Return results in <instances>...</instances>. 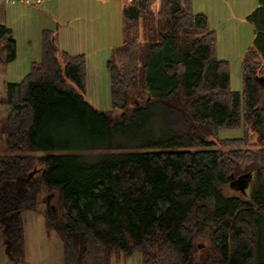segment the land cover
<instances>
[{
  "label": "trees",
  "instance_id": "1",
  "mask_svg": "<svg viewBox=\"0 0 264 264\" xmlns=\"http://www.w3.org/2000/svg\"><path fill=\"white\" fill-rule=\"evenodd\" d=\"M122 14L123 42L107 62L111 111L86 97L84 53L64 51L50 31L41 59L0 95L10 106L0 227L13 254L24 261L22 210L38 209L47 189L57 195L46 227L63 242L64 264H111L135 252L142 264H264V0L247 16L255 36L241 92L192 0H123ZM0 39L13 60L17 42L2 24ZM72 125L78 139L68 142ZM240 127L243 137H220ZM252 135L257 147H243ZM217 142L224 148L190 149ZM29 150L39 154L16 153ZM232 173H254L251 189L229 193ZM204 235L208 244L198 241Z\"/></svg>",
  "mask_w": 264,
  "mask_h": 264
},
{
  "label": "rangeland",
  "instance_id": "2",
  "mask_svg": "<svg viewBox=\"0 0 264 264\" xmlns=\"http://www.w3.org/2000/svg\"><path fill=\"white\" fill-rule=\"evenodd\" d=\"M22 1V0H18ZM26 1V0H23ZM67 1V0H66ZM87 2H90L88 5ZM119 6L122 0H116ZM12 2V1H11ZM17 2V1H16ZM32 2V3H31ZM28 2L26 7L16 8V29L14 38L17 42L16 57L8 61L6 53V45L3 39H0V95L5 94L6 86L9 82H19L24 78V75L29 72L32 62L41 59V35L40 26L45 23V17L48 18L49 24L58 22L60 29L56 33H60L59 46L61 49H66L70 54L84 53L87 59V99L104 110H112L111 97V77L107 68V62L112 55L114 47L123 42V14L122 9L111 7L114 0H74L64 3L62 0L58 5L54 6L53 11H49L47 16H42L37 8H42L43 5L33 4L34 1ZM111 4H110V3ZM44 4V3H43ZM87 4L88 10H83ZM116 6H118L116 4ZM21 10V11H20ZM47 11V10H45ZM10 14V22L15 14ZM73 18L69 24L67 19ZM56 20V21H55ZM27 21L31 22V27L25 29ZM21 22V23H20ZM48 23V22H46ZM248 24L252 26L250 21ZM254 27V26H252ZM245 36L241 38L244 44L254 37L252 33L249 35L248 27L245 28ZM252 31V28H251ZM253 38L250 41V46L253 45ZM248 47V48H249ZM247 48V49H248ZM242 62L234 60L231 62V77L232 88L237 91H242L243 74ZM147 97L141 98V95L136 96L138 103H145ZM10 106L0 105V154L6 153V133L4 131V121L6 114L9 112ZM124 116L128 114V110L124 111ZM115 114H121L120 111H115ZM68 130L64 135L68 142H74L78 139L76 128L68 126ZM244 128L222 129L220 131L221 138H238L243 137ZM256 136L252 135L247 139L243 147L255 148L254 143ZM116 142H124V138L117 137ZM224 148L219 142L212 146H200L193 149H214ZM179 150V148H177ZM36 153L39 151H24L16 152L19 154ZM42 153V152H40ZM255 181V175L252 173L246 180L247 187L251 189ZM235 187V186H232ZM24 187L22 186L21 189ZM236 189V190H235ZM230 188L229 193H240L238 187ZM56 192L45 189L38 200V209L26 208L22 210V218L24 225V261H14L10 258L6 251L3 232L0 227V264H64L63 260V242L56 230H49L46 227L45 211L47 210V202L55 205ZM202 244H208L210 239L204 235L198 239ZM16 257V256H15ZM111 264H142L140 252H135L129 257H120L113 259Z\"/></svg>",
  "mask_w": 264,
  "mask_h": 264
},
{
  "label": "crops",
  "instance_id": "3",
  "mask_svg": "<svg viewBox=\"0 0 264 264\" xmlns=\"http://www.w3.org/2000/svg\"><path fill=\"white\" fill-rule=\"evenodd\" d=\"M60 0H44L39 5H43L42 8H37V11L42 14V16H47L49 11H53L54 6L58 5ZM64 3L67 1L73 2L74 0H62ZM82 2L84 0H81ZM108 1V0H102ZM110 6L116 7L117 9H122V3L119 6L118 1L114 0ZM123 1V0H122ZM31 1H12L7 2L6 0H0V24L9 27L14 35V31L16 29V8L26 7V4ZM260 0H192L193 10L196 13H202L207 15L209 24L213 30L216 31L217 34V54L220 59L228 60L230 62L241 61L243 59L244 53L250 45L251 39L248 44H244L241 40L242 37L245 36V28L248 27L249 35L252 33L255 36V29L252 24L250 26L248 24L247 16L259 5ZM32 3V2H31ZM44 3V4H43ZM86 3L90 5V2ZM33 4L37 5L36 2ZM85 4L83 10L85 12L88 10V5ZM116 4L118 6H116ZM47 10V11H45ZM21 11V10H20ZM15 14L12 17V22H10V14ZM73 18L67 19V23L69 24ZM48 18L45 17V23L40 26V37H41V46H42V35L44 31H50L55 35H57V43L59 45V36L60 33H56L57 29H60V24L58 22H54V24H49L47 21ZM56 21V20H55ZM48 22V23H46ZM21 23V22H20ZM25 29L31 27V22L27 21V25L24 26ZM252 28V31H251ZM52 37V38H53ZM64 51L68 52V50L64 49ZM42 53V48H41ZM69 53V52H68ZM70 54V53H69ZM80 54V53H77ZM75 55V54H72ZM28 73V72H27ZM26 73V74H27ZM25 74V75H26ZM24 75V76H25Z\"/></svg>",
  "mask_w": 264,
  "mask_h": 264
},
{
  "label": "water",
  "instance_id": "4",
  "mask_svg": "<svg viewBox=\"0 0 264 264\" xmlns=\"http://www.w3.org/2000/svg\"><path fill=\"white\" fill-rule=\"evenodd\" d=\"M52 40L54 41V37L52 38ZM261 81H264V78L263 77H260L259 78ZM138 103V102H137ZM36 169H34L33 171H31L27 178H31L35 175L36 173ZM250 173H247V174H243V175H240V176H235L233 173L231 174V182H230V185L231 186H235V187H238L240 188L241 190L245 191L246 192V188H247V184H246V180L247 178L250 177ZM25 178L26 177H18L17 180H16V188L17 190H22L21 187L25 185ZM4 184V181L0 183V188L1 186ZM5 244H6V251L8 253V255L10 256V258L16 262H18L17 258L15 257V255L13 254L12 252V246H13V243L10 239H6L5 240Z\"/></svg>",
  "mask_w": 264,
  "mask_h": 264
},
{
  "label": "built area",
  "instance_id": "5",
  "mask_svg": "<svg viewBox=\"0 0 264 264\" xmlns=\"http://www.w3.org/2000/svg\"><path fill=\"white\" fill-rule=\"evenodd\" d=\"M7 2H11V1H18V0H6ZM26 1H34L36 3H42L44 0H26Z\"/></svg>",
  "mask_w": 264,
  "mask_h": 264
}]
</instances>
